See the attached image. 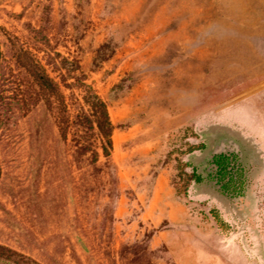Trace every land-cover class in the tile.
Here are the masks:
<instances>
[{"label":"rangeland","instance_id":"obj_1","mask_svg":"<svg viewBox=\"0 0 264 264\" xmlns=\"http://www.w3.org/2000/svg\"><path fill=\"white\" fill-rule=\"evenodd\" d=\"M0 264H264V0H0Z\"/></svg>","mask_w":264,"mask_h":264},{"label":"flooded vegetation","instance_id":"obj_2","mask_svg":"<svg viewBox=\"0 0 264 264\" xmlns=\"http://www.w3.org/2000/svg\"><path fill=\"white\" fill-rule=\"evenodd\" d=\"M212 163L216 169V179L221 188L226 192H239L242 185L243 171L239 164L238 157L234 154L219 153L213 155ZM222 167L227 170V176L222 179ZM228 184V188L225 187Z\"/></svg>","mask_w":264,"mask_h":264},{"label":"trees","instance_id":"obj_3","mask_svg":"<svg viewBox=\"0 0 264 264\" xmlns=\"http://www.w3.org/2000/svg\"><path fill=\"white\" fill-rule=\"evenodd\" d=\"M93 99L95 100V102H93V104L96 105L101 110V115H102V118L104 120V124H105L104 128L106 129V132H105V145L103 147V151H104L105 155H108V149H110V147H111V140H110V134H109L110 121H109L107 107L97 97L93 96ZM221 170H222V179H224L227 176V170L225 167H222ZM226 188H228V184L225 187V189Z\"/></svg>","mask_w":264,"mask_h":264}]
</instances>
